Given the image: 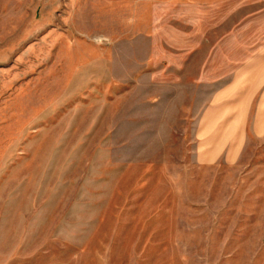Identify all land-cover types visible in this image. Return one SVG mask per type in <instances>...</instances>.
I'll return each instance as SVG.
<instances>
[{"label": "rangeland", "instance_id": "rangeland-1", "mask_svg": "<svg viewBox=\"0 0 264 264\" xmlns=\"http://www.w3.org/2000/svg\"><path fill=\"white\" fill-rule=\"evenodd\" d=\"M0 264H264V0H0Z\"/></svg>", "mask_w": 264, "mask_h": 264}]
</instances>
